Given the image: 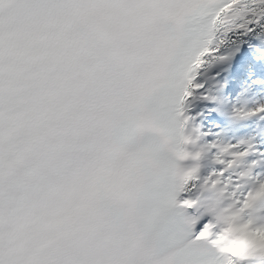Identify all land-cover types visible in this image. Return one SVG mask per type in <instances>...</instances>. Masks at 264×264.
<instances>
[{
	"label": "snow or ice",
	"instance_id": "obj_1",
	"mask_svg": "<svg viewBox=\"0 0 264 264\" xmlns=\"http://www.w3.org/2000/svg\"><path fill=\"white\" fill-rule=\"evenodd\" d=\"M234 37L264 0H0V264H264V146L191 111L264 120L208 86Z\"/></svg>",
	"mask_w": 264,
	"mask_h": 264
},
{
	"label": "rangeland",
	"instance_id": "obj_2",
	"mask_svg": "<svg viewBox=\"0 0 264 264\" xmlns=\"http://www.w3.org/2000/svg\"><path fill=\"white\" fill-rule=\"evenodd\" d=\"M250 70H245L241 79L233 80L229 84L228 91L221 88L211 94L223 98L228 109L234 103L241 106L247 104L248 107H252L257 100L264 102V76L263 74L252 73ZM249 73L251 76L249 78L245 76L244 78V75ZM253 81H258V83H253ZM211 104H213L211 108L217 107V102ZM214 115L217 117L216 121H205L206 130L210 128L214 132H223L228 139L245 135L255 136L257 143L264 146V134H262L264 133V120L234 121L229 115L220 111L214 113ZM214 124H219V128L213 127Z\"/></svg>",
	"mask_w": 264,
	"mask_h": 264
},
{
	"label": "bare ground",
	"instance_id": "obj_3",
	"mask_svg": "<svg viewBox=\"0 0 264 264\" xmlns=\"http://www.w3.org/2000/svg\"><path fill=\"white\" fill-rule=\"evenodd\" d=\"M245 39V38H242ZM242 39L235 40L230 43V46L225 50L229 53L235 52V49L239 48L238 52H235L229 60L224 62H212L205 71L206 78L215 77V79H209L208 86L212 88V93L219 88V84L223 83L225 91L229 90V84L233 80L241 79L243 73L247 69H251L252 73L263 74L264 76V37L261 39L247 38V43H241ZM251 45V46H250ZM219 73V76H217ZM249 78L251 74L244 75ZM246 78V79H247ZM227 89V90H226ZM215 102V101H214ZM213 101H203L197 98L193 99L191 111L193 114L196 112H204L205 115L200 118V121L205 124L209 109L213 106Z\"/></svg>",
	"mask_w": 264,
	"mask_h": 264
},
{
	"label": "clouds",
	"instance_id": "obj_4",
	"mask_svg": "<svg viewBox=\"0 0 264 264\" xmlns=\"http://www.w3.org/2000/svg\"><path fill=\"white\" fill-rule=\"evenodd\" d=\"M242 106H247V104H243ZM145 135H147V133H145V132H139L138 135H137L135 147H133V146H127L126 147V152H137V151L143 152L144 159L149 164H151L154 168H157L158 169L159 168V162L156 159L153 158L151 152H149V151L146 150L147 149V145L145 144V140H144ZM159 138H160L161 143H164L165 144V147L168 150H170V151H173L174 150V147H173V145L171 144L170 141H168L167 143H165V141L167 140V138L163 134H161Z\"/></svg>",
	"mask_w": 264,
	"mask_h": 264
}]
</instances>
